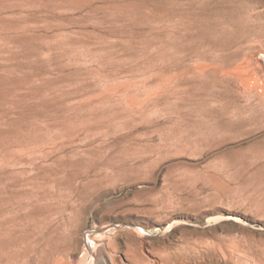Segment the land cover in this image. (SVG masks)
<instances>
[{
  "label": "rangeland",
  "instance_id": "374dc122",
  "mask_svg": "<svg viewBox=\"0 0 264 264\" xmlns=\"http://www.w3.org/2000/svg\"><path fill=\"white\" fill-rule=\"evenodd\" d=\"M46 216L50 264H264V0H0V242Z\"/></svg>",
  "mask_w": 264,
  "mask_h": 264
},
{
  "label": "bare ground",
  "instance_id": "6f19581e",
  "mask_svg": "<svg viewBox=\"0 0 264 264\" xmlns=\"http://www.w3.org/2000/svg\"><path fill=\"white\" fill-rule=\"evenodd\" d=\"M46 199L47 198L45 197V200ZM35 213L37 217L42 212L40 210H37ZM44 219L45 222H43L42 225H38L39 221L38 223L37 221L35 222L34 226H37L35 228L38 230H36V232L32 234L29 232L26 233L25 229L20 226L21 219L18 217H14L10 222V226L16 227L11 231H8L7 235H5L8 239H6V243L0 242V252L3 251L6 247L10 248L14 246L15 249H12H14L15 251L16 246H23L21 247L23 249H21V252L19 254L20 261L22 258L23 264H50L52 257L58 251V239L57 237H55V231L49 228V224L47 222L48 216H46ZM3 227L4 226L1 225L0 230H3ZM0 257V264H3L1 254Z\"/></svg>",
  "mask_w": 264,
  "mask_h": 264
}]
</instances>
